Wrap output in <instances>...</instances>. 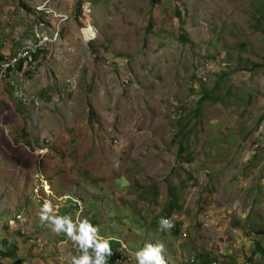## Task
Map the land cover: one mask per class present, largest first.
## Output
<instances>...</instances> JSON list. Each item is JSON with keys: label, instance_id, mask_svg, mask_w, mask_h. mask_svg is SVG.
Here are the masks:
<instances>
[{"label": "rangeland", "instance_id": "rangeland-1", "mask_svg": "<svg viewBox=\"0 0 264 264\" xmlns=\"http://www.w3.org/2000/svg\"><path fill=\"white\" fill-rule=\"evenodd\" d=\"M150 2L0 0V62L38 46L0 78V264L82 254L41 219L65 195L129 252L264 264V1Z\"/></svg>", "mask_w": 264, "mask_h": 264}, {"label": "clouds", "instance_id": "clouds-1", "mask_svg": "<svg viewBox=\"0 0 264 264\" xmlns=\"http://www.w3.org/2000/svg\"><path fill=\"white\" fill-rule=\"evenodd\" d=\"M119 183L123 187L127 186L128 181L124 178H121ZM45 192H48V190L46 189ZM63 198L65 200L70 199V201L74 202L73 205L68 209V213L63 211L61 214H59V216L48 215V213L53 211L52 205L50 203L44 204L41 213V219L50 220L54 225V231L58 233H65L81 249L82 254L80 256H74L72 257L71 261H64L63 263L71 262V264H108L110 257L113 255L111 241H116L119 244V248L117 250L119 255L117 258V264L120 262H124V264H132L133 260L135 259L137 264H167L164 257L166 249L163 243H148L143 248L135 251L134 253L129 252L125 248L126 244H124L121 240H117L114 237H106L104 234L100 235V225L97 218L103 219L104 216H102L98 208H94L95 202L90 203L91 211H93L95 215L91 214L92 217L90 220H88L82 216L84 214V208H82L83 203L80 201V198H78V200H74V198L71 199L72 197L69 195H65ZM101 209L103 213L104 207ZM87 212L90 214V209H87ZM93 218L96 220L97 224L92 222ZM128 219L132 220V218L129 216ZM158 223L160 229L165 231L174 227V224L169 218L162 217ZM151 227L153 230L158 231L159 229L158 226H153V224ZM127 230L128 229H126V231ZM120 249H124L126 251L122 257Z\"/></svg>", "mask_w": 264, "mask_h": 264}, {"label": "trees", "instance_id": "trees-1", "mask_svg": "<svg viewBox=\"0 0 264 264\" xmlns=\"http://www.w3.org/2000/svg\"><path fill=\"white\" fill-rule=\"evenodd\" d=\"M150 1H151L150 3L152 4V6H154L155 4H157L159 2V0H150ZM33 58H35V55L33 56ZM23 62L24 61H21V63H19V65L17 66L18 70H22L23 64H24ZM205 96H206V98H208L209 94H206ZM169 194L171 195L172 192L169 191ZM172 199L168 203L167 207L164 209V213H165L166 218H171L173 216V213H175L177 210H179V207H177V205H176L177 202H174ZM92 222L97 224L96 220L94 218H93ZM152 224H153V226H157V223L155 221ZM262 233L264 235V230L262 231ZM110 234L115 235V233L112 230H110ZM173 234L175 236H178L179 235V228L174 227V229L172 230V236H173ZM256 234L259 235L260 233H256ZM111 248H112L113 255L110 257L108 264H117V258L119 256L117 250L119 248V244L116 241H111ZM253 254L261 255V257L264 260V248L259 243L254 245V253ZM9 256H10L9 253H6L0 249V257L8 258ZM206 262H207V260H205V263Z\"/></svg>", "mask_w": 264, "mask_h": 264}, {"label": "built area", "instance_id": "built-area-1", "mask_svg": "<svg viewBox=\"0 0 264 264\" xmlns=\"http://www.w3.org/2000/svg\"><path fill=\"white\" fill-rule=\"evenodd\" d=\"M44 39V38H43ZM38 49V46L32 45L29 47L24 48L22 51H20L19 53H17L16 55H14V57L11 58V56L8 57H4V60L1 61V65H0V78H4L7 74V72L13 68L14 64H18L21 63V61L25 62H30L31 58L33 54L36 53V50ZM63 264H71V262H66Z\"/></svg>", "mask_w": 264, "mask_h": 264}, {"label": "crops", "instance_id": "crops-1", "mask_svg": "<svg viewBox=\"0 0 264 264\" xmlns=\"http://www.w3.org/2000/svg\"><path fill=\"white\" fill-rule=\"evenodd\" d=\"M98 192V191H97ZM96 195H99V193H97ZM80 199H82V198H80ZM118 213H121V212H118Z\"/></svg>", "mask_w": 264, "mask_h": 264}]
</instances>
